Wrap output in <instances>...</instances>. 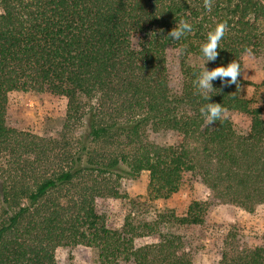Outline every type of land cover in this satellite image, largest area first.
<instances>
[{"label":"trees","instance_id":"1","mask_svg":"<svg viewBox=\"0 0 264 264\" xmlns=\"http://www.w3.org/2000/svg\"><path fill=\"white\" fill-rule=\"evenodd\" d=\"M0 0V264H55L62 247L84 246L98 264H193L184 237L205 224L210 203L153 220L129 213L110 229L97 209L121 199L119 182L148 173V199H167L198 179L221 202L247 212L264 205V119L246 83L215 88L225 112L208 124L194 85L200 47L226 22L209 70L264 50V0ZM180 20L192 31L172 41ZM185 51L180 53L179 49ZM175 50L179 74L167 67ZM264 85V83H263ZM48 93L66 100L61 130L38 137L7 126L8 95ZM250 120L239 130L228 114ZM167 134L168 144L148 133ZM133 206L140 201L132 200ZM152 238L137 246L136 241ZM220 264H264V246L240 231L222 238Z\"/></svg>","mask_w":264,"mask_h":264},{"label":"rangeland","instance_id":"2","mask_svg":"<svg viewBox=\"0 0 264 264\" xmlns=\"http://www.w3.org/2000/svg\"><path fill=\"white\" fill-rule=\"evenodd\" d=\"M167 67L176 77L179 74L178 53L167 51ZM241 79L244 94L252 99L254 108L261 109L264 119V50L260 55H247L242 60ZM66 111V100L48 93L13 92L8 95L6 122L9 128L28 132L38 137H52L61 130ZM232 123L241 131L249 128L250 120L240 113L228 114ZM150 140L158 144L172 142L167 134L148 133ZM148 173L143 172L134 181L121 180V199H101L97 209L110 229L123 225L125 217L134 212L139 220H153L158 213L173 212L176 216L186 213L194 201L210 203V212L203 226L182 230L172 228L186 241L193 264H220L222 238L230 229L240 231L241 239L249 245L264 246V205L252 212L216 200L212 191L198 179L185 182L177 193L167 199L149 200L147 195ZM139 200L140 206H133L132 200ZM152 238L136 241L137 246L150 243ZM55 264H98L96 252L84 246L62 247L54 253Z\"/></svg>","mask_w":264,"mask_h":264},{"label":"clouds","instance_id":"3","mask_svg":"<svg viewBox=\"0 0 264 264\" xmlns=\"http://www.w3.org/2000/svg\"><path fill=\"white\" fill-rule=\"evenodd\" d=\"M206 9L210 10L209 0H205ZM227 28L226 22L219 23L210 30L206 36V41L200 47V55L204 59L203 65L200 69L194 73V85L197 89L198 94L202 97L205 103L200 107V114L206 120L208 124L214 121H220L224 115V108L219 103L210 102L211 93L215 89L212 81L219 78L222 83L230 85L237 84V78L241 73L240 65L233 61L227 66H218L212 70L206 67L207 62L215 61L218 56L217 49L219 43L225 35ZM192 31V25L186 20H180L176 27L168 33V38L172 41L180 40L186 33ZM180 53L183 54L185 51L183 48L179 49Z\"/></svg>","mask_w":264,"mask_h":264}]
</instances>
